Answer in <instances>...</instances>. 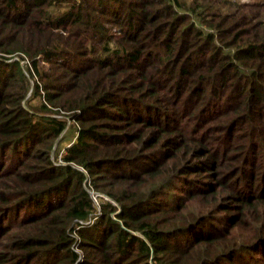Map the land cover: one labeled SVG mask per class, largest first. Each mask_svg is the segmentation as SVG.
<instances>
[{"label":"trees","instance_id":"obj_1","mask_svg":"<svg viewBox=\"0 0 264 264\" xmlns=\"http://www.w3.org/2000/svg\"><path fill=\"white\" fill-rule=\"evenodd\" d=\"M0 264H264V0H0Z\"/></svg>","mask_w":264,"mask_h":264},{"label":"built area","instance_id":"obj_2","mask_svg":"<svg viewBox=\"0 0 264 264\" xmlns=\"http://www.w3.org/2000/svg\"><path fill=\"white\" fill-rule=\"evenodd\" d=\"M68 145H70V144L68 143L66 146H68ZM63 153H64V148L61 150V152L59 153V155H58V157H57V161H58L59 163L62 162V160H61V155H62ZM91 195H92V198H93L94 201H95V204L97 205V204H98V197H99L100 195H99L98 193H94V192H92V191H91ZM92 219H93V218H89V220L86 221V223L91 222ZM74 236L76 237L77 240L79 239L78 236H77V234H74ZM72 248L74 249V251H76L77 253H79V255L81 256V251L79 250V248H78V246L76 245V243L73 244Z\"/></svg>","mask_w":264,"mask_h":264},{"label":"rangeland","instance_id":"obj_3","mask_svg":"<svg viewBox=\"0 0 264 264\" xmlns=\"http://www.w3.org/2000/svg\"><path fill=\"white\" fill-rule=\"evenodd\" d=\"M241 3H248V2H250L251 0H239ZM68 141L69 140H65V141H63L62 143H61V146H60V152H61V150L64 148V146L65 145H67L68 144ZM59 152V153H60ZM59 155V154H58Z\"/></svg>","mask_w":264,"mask_h":264}]
</instances>
